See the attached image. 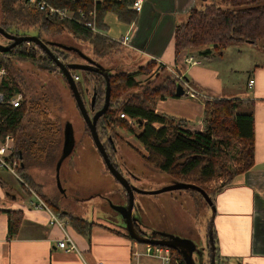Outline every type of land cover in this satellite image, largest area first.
I'll use <instances>...</instances> for the list:
<instances>
[{"label": "trees", "instance_id": "1", "mask_svg": "<svg viewBox=\"0 0 264 264\" xmlns=\"http://www.w3.org/2000/svg\"><path fill=\"white\" fill-rule=\"evenodd\" d=\"M45 1L56 8L66 9L73 13L77 21L93 23L98 32L93 33L83 23L46 17L43 13L27 8L20 0H3L2 12L5 14L13 5H18L17 13L12 9L10 10L14 13L15 20L20 18L19 21L24 24H35L41 21L51 29L66 31L74 39L87 43L92 50V55L98 59L108 55L113 47L119 45L105 37L104 33L107 31V26L103 23L104 16L107 13H112L120 22L126 24H131L137 20V13L131 9L134 0H120L119 2L113 0L102 2H95V0ZM263 2L264 0H212L211 3L201 8L191 9L185 22L175 27L173 35L175 56L182 51L197 49H204V53L211 50L221 55L227 47L235 45L257 46L258 42L262 44L260 48L264 50ZM90 12L95 13L94 18L88 15ZM24 45L25 43L4 53V55L11 57L5 63L8 72L10 70L9 64L15 57L30 59L34 63L38 61L41 63L39 64L41 67H53L51 60L46 55L36 56L37 52L41 50L29 52L24 49ZM51 45L55 57L60 58L62 53L58 49L59 47L54 44ZM154 66V62H149L135 73L119 72L115 76L94 72V74L101 75L103 79L100 87L94 92V105L91 111H94L100 104L101 108L95 112L103 108L107 81L109 87L108 108L98 119L97 125L99 124L103 128L114 125L126 127L127 122L125 119L119 118L120 114L134 120L139 129V132L134 136L151 157V159L148 158L149 156L143 158L154 162L160 172L174 175L182 178V180H191L195 175L201 182L212 180L220 169H226V150L232 142L241 145L237 159L243 167L239 173L247 171L253 162V103L239 99L206 100L202 119L203 130H188L183 121L156 113L151 106V102L156 98L182 97L176 94L178 83L175 76L161 68L164 75L156 76L151 89L147 88V84L139 86V82L135 80L138 75L150 72ZM10 83L8 81L0 85L4 99L9 100L16 93H21L23 102L15 109L0 104V142H3L7 135L13 138L14 149L10 159L20 160L17 175L23 179L27 176L25 174L26 169L31 165H45L58 161L62 150L63 130L58 122L50 117L49 112L43 108L44 98L36 102L27 101L11 74ZM102 86H104V90L101 88ZM139 88L142 89V94L131 92V90ZM126 91H130V93ZM124 93L128 94L125 96ZM156 124L159 126L158 128L155 127ZM129 129L131 131V128ZM225 173L230 175L227 169ZM183 184L194 185L207 195L200 186L191 183ZM37 195L42 200L44 199L38 193ZM199 195L202 197L201 194ZM43 201L45 204L47 203L45 199ZM49 208L58 219L66 218L73 230L89 238L93 226L91 221L67 213L64 214V212H56L53 207ZM5 213L8 219L7 235L12 238L19 231L23 214L18 210L6 211ZM212 238L215 243L213 228ZM208 249L209 255H213L216 261L217 248L214 246L213 252L210 246ZM171 252L179 264H184L178 250L171 249Z\"/></svg>", "mask_w": 264, "mask_h": 264}, {"label": "rangeland", "instance_id": "2", "mask_svg": "<svg viewBox=\"0 0 264 264\" xmlns=\"http://www.w3.org/2000/svg\"><path fill=\"white\" fill-rule=\"evenodd\" d=\"M2 1L0 0V27L12 35L36 36L45 42L52 52L51 44L59 47L63 56L60 54L58 59L69 67L72 76H78L79 80L75 83L90 117L101 108L100 104L94 111L90 110L94 92L102 84L103 77L101 75L115 76L119 72H130L135 68L130 61H126L122 46L113 47L108 55L98 59L92 55V50L87 43L74 39L66 31L51 29L41 21L35 24H24L19 21L20 18L15 20L16 17L13 16L12 11L17 13L18 5H13L10 8L12 11L9 10L4 14ZM211 1L208 0V4ZM6 6L9 7V5ZM116 34L117 30L112 26V35ZM7 42L0 35V45H7ZM246 46L248 47L241 49L240 52L235 48L227 49L220 66L223 70L226 69L224 67L235 66L234 78L240 81L241 79L246 80L252 65L264 64L263 60H259L256 51H252H260L262 44L258 42L257 46ZM23 47L26 51H31L25 45ZM42 54L45 55L43 52H37L36 56ZM216 55L219 54L214 52V56ZM139 63L144 62L139 61ZM39 64L41 63L38 61L34 63L30 59L15 57L9 64V72L27 101L36 102L44 98L43 108L49 112L50 117L58 122L62 130L66 125L69 126V142L64 158L58 167L56 180L54 172L56 161L45 165H31L26 169L27 176L23 179L19 175V179H17L9 171H4V179L14 186L18 185V181H20L21 190L19 187L17 189L25 194L26 184L33 192L42 196L48 203L46 204L53 207L56 212L84 217L91 221L94 219L96 222L122 229L126 233L125 220L114 209V207L126 206L125 190L106 169L65 78L56 66L52 65L53 67L48 68L41 67ZM79 66H86V70L78 69ZM92 68L100 69L98 73L101 75L94 74ZM228 73L230 74V72ZM228 73L224 71L223 77L229 78ZM10 74L9 84H11ZM149 74L150 72L145 74L148 76L140 80L139 86L147 84V88L151 89L156 76L164 75L161 70L154 78L150 79ZM177 83L180 84L178 81ZM101 88L104 90V86ZM126 92L130 93V91ZM131 92L142 94V89H134ZM128 93H124V95L126 96ZM97 132L111 162L129 184L139 191L134 194L132 209V218L138 232L145 237L169 236L189 240L195 245V251L192 254L194 263L210 264L208 235L214 215L212 206L192 190L174 189L153 194L140 192H155L174 186L176 182H182L202 187L212 200L220 188L238 174L243 167L237 159L241 145L232 142L226 150L225 168L230 175L225 173L226 169H220L212 180L201 182L198 181L196 175L191 180H182L174 175L160 172L154 162L144 159L143 157H148L149 154L134 136L139 132L136 125L131 126L127 122L126 127L114 125L103 128L98 124ZM62 145L63 142L61 147ZM148 158L151 159L150 156ZM152 158L155 159V157ZM10 193L14 194V191L11 190ZM133 244L138 249L141 247V244L135 241ZM223 262L218 259L215 264H225ZM227 264H240V261L231 259Z\"/></svg>", "mask_w": 264, "mask_h": 264}, {"label": "crops", "instance_id": "3", "mask_svg": "<svg viewBox=\"0 0 264 264\" xmlns=\"http://www.w3.org/2000/svg\"><path fill=\"white\" fill-rule=\"evenodd\" d=\"M102 1L105 0H95ZM207 4L208 0H146L141 12L137 13V20L131 24L120 22L115 15L107 13L103 18L107 26L104 35L111 41L129 36L128 45L119 44L124 48L126 61L135 66L129 73H135L149 62H154L150 79L161 68L173 76L183 77L186 83L184 96L156 98L151 106L156 113L183 121L188 130H203L206 100L239 99L253 103L252 166L234 175L213 196L211 227L217 248L216 260L225 264L231 259L239 260L240 264H264V64L252 65L246 80L240 81L234 78L235 66L224 67L225 70L220 66L227 49L235 48L240 52L248 47L246 45L227 47L218 56H214L211 50L204 53V49L182 51L175 56V27L185 22L191 9ZM112 26L117 30L116 35H112ZM252 51H256L259 60L264 62L263 49ZM187 56L199 64L184 63L183 59ZM224 71L230 72L229 78L223 77ZM147 76L141 74L135 80L140 82ZM250 80L253 85L248 87ZM190 90L195 97L189 96ZM155 127L159 126L156 124ZM4 171L7 170L0 168V264H132L130 251L135 245L122 229L85 218L93 223L91 234L86 238L73 230L66 218L61 220L64 224L62 229L50 225L49 214L32 207L31 201L34 199L27 185L26 194L19 191L17 187L21 188L20 181L16 186L11 185L4 179ZM11 190L14 194L10 193ZM11 210L21 211L23 219L17 234L9 238L5 212ZM65 236L70 238L74 250L65 251L57 246ZM144 264L154 263L144 260Z\"/></svg>", "mask_w": 264, "mask_h": 264}, {"label": "water", "instance_id": "4", "mask_svg": "<svg viewBox=\"0 0 264 264\" xmlns=\"http://www.w3.org/2000/svg\"><path fill=\"white\" fill-rule=\"evenodd\" d=\"M0 35L4 37L8 42H10L8 45H0V52L1 53H7L11 49L24 44V43H31L36 45L41 52H43L53 63L54 66L58 68V70L61 72L62 76L65 78L68 87L72 93V96L76 102V106L80 112V115L82 119L84 120V123L86 127L88 128L90 132V136L92 138L93 144L100 154L104 165L108 172L111 174V176L119 183V185L125 190L127 195V204L126 206H118L114 207V209L121 214V216L124 218L126 223V234L127 236L132 239L133 241L139 243V244H146V245H153V246H162L167 247L169 249L178 250L182 256V259L184 261V264H195L192 258V254L195 251V245L186 239L178 238V237H169V236H161L159 238H155L153 236L145 237L141 235L135 226V221L132 218V209L134 204V194L137 191L134 187H132L127 179L123 177V175L117 170V168L113 165L111 162L104 145L101 143V140L99 138L98 132H97V121L98 119L105 113V111L108 108V99H109V87H108V81H107V89H106V97H105V104L103 108L93 114L92 117L89 116V113L83 103V100L81 98L80 92L77 88V85L75 81L73 80V77L69 71V67L67 65H64L51 51L49 46L43 42L40 38L36 36H16L8 33L4 28L0 27ZM90 68V67H89ZM78 69H85L86 66H79ZM93 69V68H92ZM100 69H93V72H98ZM185 93L182 85L177 84L176 85V94L178 96H183ZM94 105V97L92 98L90 102V109H93ZM69 136H70V130L69 126L66 125L63 128V145L61 150V155L58 159V161L55 164V180H56V174L58 172V167L60 165L61 160L64 158V153L67 148V144L69 142ZM57 184L58 182L55 181ZM174 189H183V190H192L196 191L199 194L202 195L205 202L208 205H211L212 202L210 198L205 194L203 190L200 188L189 185V184H183V183H177L174 186L163 188L161 190L155 191V192H140V193H160L163 191L168 190H174ZM209 246L211 251H214V241L212 238V227H210L209 232ZM210 264H215V257L212 255L210 256Z\"/></svg>", "mask_w": 264, "mask_h": 264}, {"label": "built area", "instance_id": "5", "mask_svg": "<svg viewBox=\"0 0 264 264\" xmlns=\"http://www.w3.org/2000/svg\"><path fill=\"white\" fill-rule=\"evenodd\" d=\"M25 6L29 9L36 10L40 13H43L46 17L49 18H57V19H67L71 21H76L77 23L89 28L93 33H97V29L95 28L93 23H84L77 21L73 13L67 11L66 9H60L52 6L45 0H20ZM146 0H134L131 5V9L140 13L143 7V3ZM92 18H94L95 13L90 12L88 14ZM118 44L128 45L130 42V38L128 35L121 37L116 40ZM25 46L29 48V50L40 51V49L31 43H25ZM18 47V46H17ZM25 47V48H26ZM41 52V51H40ZM42 53V52H41ZM10 56L4 55V53L0 52V85L3 82H8V70L6 68L5 63L10 60ZM183 62L189 65L199 64L194 58L187 56L183 59ZM73 80L76 82L79 80L78 76H72ZM177 81L182 85V87L186 86L184 79L182 76H175ZM253 85L252 80L247 83L248 87ZM189 96L191 98L195 97L194 92L190 90ZM23 102V96L21 93H16L9 100H5L3 97V93L0 91V104H5L11 109H15L19 107ZM120 118L125 119L129 125H136L135 121L124 116L123 114L119 115ZM14 149V140L10 135L5 136L3 142H0V168L5 169L12 173L14 176L18 177L17 172H15L20 166V160H11L10 156ZM27 190L30 192L34 201H31L32 207L35 209L45 210L49 214V224L60 227L61 229L64 227L63 222L58 219L52 210L45 204V202L37 195V193L33 192L30 187L27 186ZM57 246L65 251H71L75 249V246L72 244L69 237L65 236L62 240L58 241ZM144 260L149 262H153L154 264H179L174 255L171 252V249L162 246H153L141 244V247L134 248L130 251V261L132 264H144ZM97 264H104L103 262H98Z\"/></svg>", "mask_w": 264, "mask_h": 264}, {"label": "flooded vegetation", "instance_id": "6", "mask_svg": "<svg viewBox=\"0 0 264 264\" xmlns=\"http://www.w3.org/2000/svg\"><path fill=\"white\" fill-rule=\"evenodd\" d=\"M10 42H7V45L9 44ZM91 110V109H90Z\"/></svg>", "mask_w": 264, "mask_h": 264}]
</instances>
